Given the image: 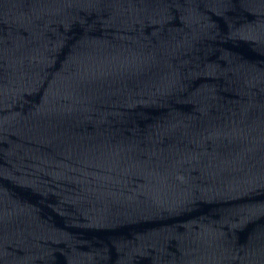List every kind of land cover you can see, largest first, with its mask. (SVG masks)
<instances>
[{"label": "water", "instance_id": "95a60500", "mask_svg": "<svg viewBox=\"0 0 264 264\" xmlns=\"http://www.w3.org/2000/svg\"><path fill=\"white\" fill-rule=\"evenodd\" d=\"M0 264H264V0H0Z\"/></svg>", "mask_w": 264, "mask_h": 264}]
</instances>
